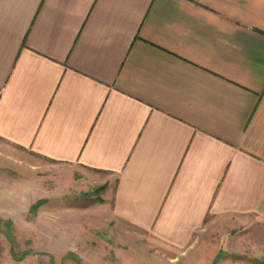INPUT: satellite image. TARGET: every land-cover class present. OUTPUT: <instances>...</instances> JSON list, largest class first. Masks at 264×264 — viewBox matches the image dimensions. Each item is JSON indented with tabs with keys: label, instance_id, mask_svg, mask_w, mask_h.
I'll list each match as a JSON object with an SVG mask.
<instances>
[{
	"label": "crops",
	"instance_id": "obj_1",
	"mask_svg": "<svg viewBox=\"0 0 264 264\" xmlns=\"http://www.w3.org/2000/svg\"><path fill=\"white\" fill-rule=\"evenodd\" d=\"M0 139L161 264L264 262V0H0Z\"/></svg>",
	"mask_w": 264,
	"mask_h": 264
},
{
	"label": "rangeland",
	"instance_id": "obj_2",
	"mask_svg": "<svg viewBox=\"0 0 264 264\" xmlns=\"http://www.w3.org/2000/svg\"><path fill=\"white\" fill-rule=\"evenodd\" d=\"M91 176L0 139V260L35 254L47 264H161L155 246L132 232L118 235Z\"/></svg>",
	"mask_w": 264,
	"mask_h": 264
}]
</instances>
